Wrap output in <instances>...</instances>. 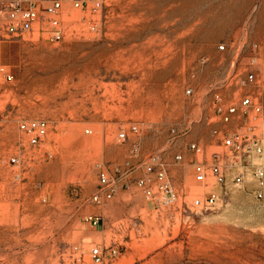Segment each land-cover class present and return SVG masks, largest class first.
Here are the masks:
<instances>
[{
  "label": "rangeland",
  "instance_id": "rangeland-1",
  "mask_svg": "<svg viewBox=\"0 0 264 264\" xmlns=\"http://www.w3.org/2000/svg\"><path fill=\"white\" fill-rule=\"evenodd\" d=\"M61 22L58 42L0 40V264H97L96 246L119 250L102 264H264V189L256 197L251 174L226 186L194 175L223 150L214 130L257 122L217 121L216 93L227 104L250 93L264 136V0H66ZM37 119L48 132L33 145L19 124ZM154 153L169 164L168 204L133 183ZM104 171L116 192L94 204ZM211 190L218 205L195 208Z\"/></svg>",
  "mask_w": 264,
  "mask_h": 264
},
{
  "label": "built area",
  "instance_id": "built-area-1",
  "mask_svg": "<svg viewBox=\"0 0 264 264\" xmlns=\"http://www.w3.org/2000/svg\"><path fill=\"white\" fill-rule=\"evenodd\" d=\"M66 0H0V40L23 37L26 33L32 32L33 35L40 31L46 38L53 42H58L64 37L61 16L63 14L64 3ZM75 9L89 7L98 10L102 5V0H71ZM221 50L225 49L220 45ZM257 45H253L256 49ZM12 76L8 75V79ZM255 82L253 73H249L242 80V85L246 86ZM192 89H187L186 93L191 94ZM213 108L217 121L228 125L234 120L246 115L253 114L254 119H260L263 112L259 102L254 101L250 93L242 94L238 103L227 104L219 93L215 94ZM250 125L249 128H239L230 130L228 128L214 130L216 139L221 143L223 150L212 155L210 161L197 160L194 163L195 180L203 185H209L210 180L218 185H225L231 178L235 185L245 182L246 174H251L255 182L254 194L256 197L262 196L264 189V136L257 132L258 123ZM22 132L29 136L30 143L37 145L48 132L46 120L37 119L22 121L19 124ZM137 131V127H132ZM175 134L176 130L172 129ZM124 138L125 133H120ZM189 148L196 154H202L199 144L191 142ZM182 154H176L174 161L180 162ZM16 162V159H13ZM140 166L143 167L144 174L134 179V184L140 188L146 198L150 201L159 200L165 204L173 202L177 195L171 184L169 177V164L160 153H154L144 159ZM132 171L135 167H132ZM130 170V171H131ZM124 175L121 174V177ZM127 177V176H126ZM125 177V178H126ZM117 180L109 177L107 172L100 174L98 191L91 197L90 201L94 204H102L104 201L112 199L116 192ZM221 201L220 194L211 190L204 197H196L193 206L199 210L214 208ZM89 219L94 223H99V217L90 216ZM119 250L115 246L103 248L96 246L91 250V256L95 263L102 264L106 258L115 259Z\"/></svg>",
  "mask_w": 264,
  "mask_h": 264
}]
</instances>
